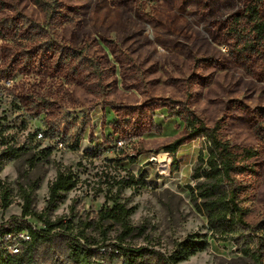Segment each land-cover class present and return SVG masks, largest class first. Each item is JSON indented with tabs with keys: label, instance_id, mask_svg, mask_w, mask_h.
<instances>
[{
	"label": "rangeland",
	"instance_id": "rangeland-1",
	"mask_svg": "<svg viewBox=\"0 0 264 264\" xmlns=\"http://www.w3.org/2000/svg\"><path fill=\"white\" fill-rule=\"evenodd\" d=\"M1 1L0 227L71 220L39 246V264H75L71 232L94 248L149 246L174 264H252L254 254L264 264V40L251 45L250 32L264 0ZM188 108L260 150L258 173L238 177L250 227L214 234L195 207L203 136L175 161L163 150L188 134ZM60 174L73 186L53 196ZM27 193L34 215L24 216ZM115 204L130 230L100 214ZM111 257L101 264H123Z\"/></svg>",
	"mask_w": 264,
	"mask_h": 264
},
{
	"label": "trees",
	"instance_id": "trees-1",
	"mask_svg": "<svg viewBox=\"0 0 264 264\" xmlns=\"http://www.w3.org/2000/svg\"><path fill=\"white\" fill-rule=\"evenodd\" d=\"M0 3L4 4L2 1ZM253 11L256 16L252 19L250 27L251 34L254 33L251 45L264 40V21L260 18L257 7ZM183 119L186 122L188 134L163 146V150L172 153L175 161L177 150L188 139L199 136L205 138L207 156L203 151L200 152L198 164L192 174L196 184L188 185L195 207L207 217L208 226L214 234L226 235L250 227L246 218L247 209L241 204V194L246 191L247 186L238 177L258 173L255 159L260 156V150L254 146L233 143L222 135L219 124L208 125L190 108H188ZM72 186L71 178L60 174L51 187V193L54 196L59 189L65 190ZM25 199L27 205L23 215H34L28 207L32 200L30 193H27ZM100 214L117 220L127 230L131 229L125 216V208L121 204H115L106 210L102 209ZM23 223L15 222L11 227L29 228L32 239L24 244L22 251L18 254L9 253L0 244V264H39L35 259L39 246L58 235L67 233L65 231H69L71 228V220L67 222H51L49 220L45 223V227L40 228H34L33 224L27 220H24ZM256 236L259 237V234ZM68 238L70 239L68 246L70 261L75 264H101L106 255L112 256V260L114 259L113 256L123 259V264H152L156 257L160 264H174L171 256L149 246H133L120 241L112 244L104 242L94 248L91 246L94 243L89 242L82 233L75 235L71 232ZM243 251L246 254L250 252L247 248ZM259 255L254 254L255 261L252 264H263Z\"/></svg>",
	"mask_w": 264,
	"mask_h": 264
},
{
	"label": "built area",
	"instance_id": "built-area-1",
	"mask_svg": "<svg viewBox=\"0 0 264 264\" xmlns=\"http://www.w3.org/2000/svg\"><path fill=\"white\" fill-rule=\"evenodd\" d=\"M49 128L37 129V138L44 139L47 137ZM57 145L64 146V141L60 135L56 136ZM124 141L118 139L116 145L122 147ZM12 225V224H11ZM11 225L0 227V244L11 254H18L22 251L24 244L32 239V234L29 228H12ZM34 228H38L33 225Z\"/></svg>",
	"mask_w": 264,
	"mask_h": 264
}]
</instances>
